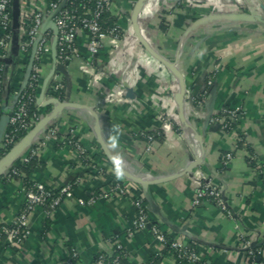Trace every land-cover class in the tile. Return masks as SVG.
Wrapping results in <instances>:
<instances>
[{
	"label": "crops",
	"instance_id": "0c3cea01",
	"mask_svg": "<svg viewBox=\"0 0 264 264\" xmlns=\"http://www.w3.org/2000/svg\"><path fill=\"white\" fill-rule=\"evenodd\" d=\"M54 1L20 0L29 12L46 11ZM227 1L113 0L108 14L122 36L107 38L95 57L88 36L79 34L80 56L66 67L68 78L54 76L66 83L64 101L80 108L65 109L51 123L55 135L45 140L41 165L31 178L55 189L77 187L50 217L45 208L30 214L31 236L21 246H12L0 232V264H65L72 250L78 253L76 264H97L99 255L113 253L115 241L126 250V264H148L153 258H161L154 264H193L163 254L166 249L151 227L193 249L200 258L195 264H252L248 243L256 261L264 262V0ZM163 11L172 12L167 31L160 29ZM136 13L144 42L133 27ZM32 53L6 55L13 62L4 63V116L14 111ZM54 66L51 50L40 61L37 97ZM178 75L186 89L181 104L175 98L181 92ZM201 99L202 106L194 104ZM48 108L39 106L41 118L53 106ZM236 109L242 116L231 132L211 123L213 116ZM8 126L0 120V151ZM158 130L163 136L148 151L143 134ZM71 139L86 151L87 163ZM227 153L233 159L224 166ZM12 167L0 176V226L11 224L25 204L22 180L7 176ZM203 175L222 190L232 217L212 202L193 206ZM129 176L151 182L148 193L159 212ZM115 181L148 203L151 227L131 238L127 230L135 209L128 197L78 203Z\"/></svg>",
	"mask_w": 264,
	"mask_h": 264
},
{
	"label": "built area",
	"instance_id": "2783aa9c",
	"mask_svg": "<svg viewBox=\"0 0 264 264\" xmlns=\"http://www.w3.org/2000/svg\"><path fill=\"white\" fill-rule=\"evenodd\" d=\"M113 0H56L52 2L46 11L39 10L37 12L26 11L20 2L21 15L19 18L20 27L18 30V46L19 54L22 57H30V50L32 46L38 41V47L35 55V60L41 61L42 56L52 50L54 38H58L57 43V60L56 63L65 65L80 56V49L78 45V36L80 33H85L89 38V52L92 57H95L102 47L103 42L107 38L119 39L122 36V29L120 25L114 24L112 27L106 26V14L109 13ZM59 8V13L54 17L53 21L58 29L56 36L53 30H48L44 35L41 34L42 27L49 16H51ZM2 32V33H1ZM13 0H0V60L6 59V55L13 47ZM33 81L41 82L40 67L33 66ZM213 75L210 76L208 84L212 85ZM53 92L64 90L65 86L59 76L52 78ZM1 92V89H0ZM38 97L28 96L27 98L19 96L16 100L14 111L9 115V125L13 128L12 131L6 132L3 139V148L6 153L1 157L7 155L21 140H17L20 132H30L33 127L42 119L39 114L29 116L28 104ZM204 99L196 100L194 104L202 106ZM41 106V105H38ZM242 116L240 109L224 110L212 117L211 123L218 125L226 132H231L233 124ZM4 114L0 112V120ZM164 128L170 127L169 120L163 119ZM55 135L52 127H49L42 139L37 140L33 147L29 148V158L39 156L45 140L50 139ZM148 142V151L152 150V145L155 142L154 135L143 134ZM238 143L241 142L237 139ZM67 143V142H66ZM74 146L80 155H86V151L73 140L68 141ZM233 159L232 153H227L223 157V165L228 166ZM255 160V157L252 158ZM24 160L20 158L14 163L17 166L23 163ZM17 175V171H13ZM9 178L12 175H7ZM77 183H72L64 188L56 195L51 190H47L43 183H35V188H23L25 194V204L20 210V213L11 224L0 226V232L7 236L11 241L12 246H21L31 236L29 227V216L37 208H45L48 217L61 206L63 201L67 198L73 197V187ZM128 197L135 209V215L132 219L131 226L127 230V237L131 238L139 232L146 231L151 227L149 218V207L144 205V198L142 196L134 195L128 184L120 181H115L111 187L102 189L98 195H89L88 197L79 198L80 205H93L100 199H108L111 197ZM205 202H212L218 206L222 211L226 212L232 217V212L229 210L227 199L220 188L215 186L209 179L203 175V182L195 191L193 200L194 207H200ZM157 240L167 250L169 257L177 256V261L197 263L200 261L198 254L193 250L187 248L182 242L168 238L161 233L157 228H152ZM252 264H264V262L256 261V253L252 250L250 244L246 246ZM114 251L117 253L112 264H120L121 257H126V250L124 246L118 242H114ZM78 253L72 250L71 256L65 264H74L77 261ZM106 256L100 255L97 264H105Z\"/></svg>",
	"mask_w": 264,
	"mask_h": 264
},
{
	"label": "water",
	"instance_id": "95a60500",
	"mask_svg": "<svg viewBox=\"0 0 264 264\" xmlns=\"http://www.w3.org/2000/svg\"><path fill=\"white\" fill-rule=\"evenodd\" d=\"M143 1H146V0H143ZM141 6H142V2H139L138 8H140ZM60 9L61 8L56 10L51 16H49L47 18V20L45 21V23L42 27V30H41L42 35H44L48 30H53L54 34L56 36L58 35V29H57L53 19L59 13ZM20 15H21L20 0H13V32H14V37H13V42H12L13 47L11 50L12 55H17L19 53L18 30L20 27V23H19ZM137 18H138V14L136 13V15L133 18V27H134V30H135L139 40L141 42H144L142 32H141V28H140V25L137 21ZM236 18L251 19V20L256 19V18H253V17L246 15V14H238V15H236ZM258 19L260 20V18H258ZM57 43H58V38L55 37L54 42H53V46H52L53 56H54V60H55L54 70L44 81V84L42 87V92L37 99V104L41 105L42 107L53 106L52 111L49 115L44 116L40 120V122H38L33 127V129L30 132H28L26 134V136L7 155H5L3 158H0V176L5 173L7 168L14 165V163L40 138V136L42 134L46 133V131L50 127L51 123L53 121L57 120L60 116H62L65 109H68V108H77L78 109V108H80V106L77 104H73L69 101H62V100L55 98V97H52L48 100L45 99L47 88H48L52 78L54 77V75L56 73L63 74L66 78H68V73H67L66 67L69 65V63H66L65 65H60V64L56 63V60H57ZM37 47H38V41L33 46V53H32V57H31L30 68L32 66V63L34 62ZM2 61L4 63H9V64L13 62L12 58H6ZM162 61L167 66L170 65L167 62H165L164 60H162ZM29 75H30V73H29ZM29 75L27 76V80L25 81L23 88H25L27 83H28ZM178 77L181 81V92L179 94H177L175 98H176V102L178 104H181L184 100L186 89H185V85H184L182 76L178 75ZM22 91H23V89H22ZM22 91L20 92V94L22 93ZM20 94H19V96H20ZM6 120L9 121L8 116H4L2 118L3 122ZM101 143H102L104 150L107 152L104 143L102 141H101ZM129 177L134 182L142 185V187L144 189V193H145V198L148 200L149 206L152 208V210H154V212H159L157 206L153 204V202L150 198V195L148 193V187L151 184V182H146V181L142 180L141 178H136L134 176L133 177L129 176Z\"/></svg>",
	"mask_w": 264,
	"mask_h": 264
},
{
	"label": "trees",
	"instance_id": "16d2710c",
	"mask_svg": "<svg viewBox=\"0 0 264 264\" xmlns=\"http://www.w3.org/2000/svg\"><path fill=\"white\" fill-rule=\"evenodd\" d=\"M243 11L245 12V9H243ZM106 26L108 27H112L114 26V24H117V22H115L114 20H112L111 17H109V14H106ZM171 17H172V12L170 11H163L162 15L160 16V29L162 31H167L171 25ZM33 50V46H32V49L30 50V54ZM4 62L2 60H0V89H1V92H0V103H1V99H2V80H3V73H4ZM33 66H39L40 67V62L35 60L34 58V62L32 63V66L30 68V65H27L26 63V66H25V71H28L29 70V78H28V83L26 85L25 88H23V91L22 93L20 94L21 97H25L27 98L28 96H36L38 95V93L40 92V83L37 82V81H33L31 80L32 79V75H33ZM41 77V76H40ZM63 85L65 86L64 90L62 91H59V92H53V82L51 81L48 88H47V91L46 93L52 95V97H55V98H58L62 101L65 100L66 98V83L65 81H63ZM0 111H1V108H0ZM46 111L49 112L50 111V108L46 107ZM28 112H29V116L32 117L33 114H39V106L37 104V101L34 100L32 102H29L28 104ZM13 128L9 125L8 126V130L7 132H10L12 131ZM26 132L25 131H22L19 133L18 137H17V140H22L25 136H26ZM147 135H154L155 137V140H159L160 137L163 136V130H158L157 132L155 133H148ZM73 140V139H71ZM75 141V140H73ZM33 147V145L31 146ZM30 147V148H31ZM29 150V149H28ZM6 153V150H1L0 151V158ZM83 159H84V162H88L87 159H86V155H83L82 156ZM20 160H24L22 164L20 165H17V166H13L12 169H11V172L10 174L12 175V177H17V178H20L22 180V183H23V188H26V189H32V188H35V182H33L31 180L34 172L36 171V168L39 167L41 165V161L39 159V156H34V157H30L29 158V154H28V151L25 152L22 157L20 158ZM16 170L17 171V175H14L13 174V171ZM45 185V184H44ZM77 186L74 185L73 187V191L75 190ZM45 188L47 190H51L54 194L58 195L62 189H55V188H52V187H49L48 185H45ZM101 190H98L96 191L93 195H98L100 193ZM144 201V205L145 206H148V203L145 199H143ZM2 234V233H1ZM4 237H7L5 236L4 234H2ZM167 250H164L163 254L166 253ZM116 252L113 251L112 254H104L106 256V260H105V264H112L115 256H116ZM103 255V254H101ZM100 256V255H99ZM99 256L96 260V263H98L99 261ZM175 260L177 261V256L174 257ZM158 259H161V258H153L148 264H154L155 262L158 261ZM256 260V259H255ZM251 263H253V259H250ZM74 264H76V261L74 262ZM120 264H126V257H121V263Z\"/></svg>",
	"mask_w": 264,
	"mask_h": 264
},
{
	"label": "rangeland",
	"instance_id": "374dc122",
	"mask_svg": "<svg viewBox=\"0 0 264 264\" xmlns=\"http://www.w3.org/2000/svg\"><path fill=\"white\" fill-rule=\"evenodd\" d=\"M228 1H229V0H228ZM242 5H243V8H242V9H245V8H244L245 5H244V4H242Z\"/></svg>",
	"mask_w": 264,
	"mask_h": 264
},
{
	"label": "bare ground",
	"instance_id": "6f19581e",
	"mask_svg": "<svg viewBox=\"0 0 264 264\" xmlns=\"http://www.w3.org/2000/svg\"><path fill=\"white\" fill-rule=\"evenodd\" d=\"M228 2V1H227Z\"/></svg>",
	"mask_w": 264,
	"mask_h": 264
}]
</instances>
